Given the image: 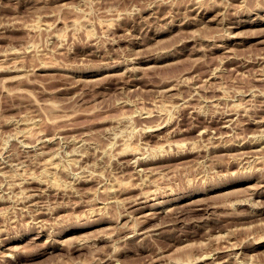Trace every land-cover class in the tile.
Segmentation results:
<instances>
[{
	"label": "rangeland",
	"instance_id": "1",
	"mask_svg": "<svg viewBox=\"0 0 264 264\" xmlns=\"http://www.w3.org/2000/svg\"><path fill=\"white\" fill-rule=\"evenodd\" d=\"M0 264H264V0H0Z\"/></svg>",
	"mask_w": 264,
	"mask_h": 264
},
{
	"label": "bare ground",
	"instance_id": "2",
	"mask_svg": "<svg viewBox=\"0 0 264 264\" xmlns=\"http://www.w3.org/2000/svg\"><path fill=\"white\" fill-rule=\"evenodd\" d=\"M256 142H257V141H256ZM145 196H146V195H145ZM168 199H169V198H168ZM133 200H134V199H133ZM133 200H132V201H133ZM146 200L148 201V199H146ZM174 200H175V199H174ZM136 201H137V200H136ZM136 201L134 202V204H132L133 206H136V204H138V202H136ZM164 201H166V200H164ZM169 201H170V200H169ZM160 202H161V201H160ZM144 203H145V202H144ZM146 203H147V202H146ZM155 203H156V202H155ZM164 203H165V202H164ZM171 203H172V202H171ZM147 204H149V203H147ZM147 204H146V205H147ZM152 204H153V203H152ZM152 204H151V205H152ZM160 204H162V203H160ZM139 205H140V204H139ZM142 205H143V204H142ZM149 205H150V204H149ZM157 205H158V204H157ZM144 206H145V205H144ZM136 207H138V206H136ZM136 207H134V208H136ZM139 207H140V206H139ZM154 207H155V206H154ZM158 207H159V206H157V208H158ZM164 207H165V206H164ZM140 208L142 209V207H140ZM147 208H148V207H147ZM138 209H139V208H137L136 211H137ZM142 210H143V209H142ZM149 210H151V209H149ZM156 210H157V209H156ZM160 210H161V209H160ZM166 210H167V207H166ZM130 211H132V210L130 209ZM138 211H139V210H138ZM140 211H141V210H140ZM153 211H154V210H153ZM144 213H145V212H144ZM144 213H143V214H144ZM154 213H155V212H154ZM135 214H136V213H135ZM139 214H140V213H139ZM139 214H138V216H139ZM143 214H142V216H143ZM145 214H146V213H145ZM145 214H144V215H145ZM129 215H130V214H129ZM140 215H141V214H140ZM150 215H151V214H150ZM146 216H147V215H146ZM135 218H137V217H135ZM150 218H151V217H150ZM144 221H145V220H144ZM144 221H143V222H144ZM137 222H138V221H137ZM139 222H140V221H139ZM146 223H147V222H146Z\"/></svg>",
	"mask_w": 264,
	"mask_h": 264
}]
</instances>
